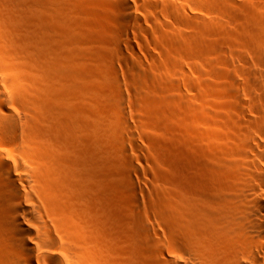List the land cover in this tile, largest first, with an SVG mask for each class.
<instances>
[{"label": "bare ground", "instance_id": "bare-ground-1", "mask_svg": "<svg viewBox=\"0 0 264 264\" xmlns=\"http://www.w3.org/2000/svg\"><path fill=\"white\" fill-rule=\"evenodd\" d=\"M168 1L166 5H169ZM172 1L169 11H176L175 17L181 16L180 21L186 20L190 15L182 16L187 14L185 9L183 11L184 4L179 0L180 6L175 3L172 5ZM45 2L0 0V20L3 18L5 23V27L0 24V264H96L97 244L89 237L86 224L81 221L76 210L77 203L92 191L95 184L100 182L102 189L107 188L108 141L106 136L100 134L94 139L84 137L95 140L101 148V159L96 167L79 164L70 155H56L58 148L49 139L50 134L43 122L44 108L50 105V95L40 81L41 74L37 72L38 66L35 64L46 61V57L53 59L56 51L53 54L54 51L50 50L54 47L59 51L55 42L59 39L56 38L57 31L53 33V30L47 31L45 27ZM217 2L224 36L220 49L222 66L244 77L246 92L253 101V115L243 119L246 122L244 128H239L240 121L233 123V126L228 125L231 131L228 129L229 135L224 137L226 141L218 144H198L201 135L197 131L186 130L174 138L173 157L176 160L174 163L178 164L173 176L174 184L168 195L167 188L164 192L162 189V195L159 193L160 196L155 199L158 201H154L162 219L172 227L171 250L165 246V241L154 246L151 236L152 230L155 231L154 226L144 217L139 199L135 197L131 202L128 201L133 207L132 212H127L133 233L130 232L132 235L128 239L127 264H264V0ZM53 3L50 6H54ZM110 5L117 13L112 16V20L109 19L111 24H106L114 39L128 41L125 45L130 55L137 54L129 42L130 35L135 32V25L141 27L143 23H150L156 26L158 23L162 26V20L151 15L167 12L166 9L162 10L163 0H113ZM13 13L15 17L18 16V20L13 19ZM55 14L59 20V13ZM22 22L33 26L28 28ZM1 25L4 28L8 25L12 31L8 28L2 30ZM52 44L55 46H50ZM115 48L121 57H126L123 51L125 46L118 43ZM125 65L127 67L128 64ZM213 70L216 68L213 67ZM109 74L112 77L113 72ZM53 75L49 76L51 83L58 76ZM113 79L115 81L114 75ZM117 88L111 91L116 101V115L113 116L119 120V134L122 132L121 136H125V133L133 137L130 123L127 124V115L122 110L123 96ZM57 94L54 98L61 95ZM84 125L71 122L68 130L74 131ZM220 138L223 139L215 133L208 136L212 141ZM126 148L123 145L122 149L126 151ZM69 166L70 171L66 169ZM127 169L133 168L129 166ZM124 206L127 204L124 203ZM99 219L104 225L99 226L98 232L102 239V251L105 252L109 224L105 214H100ZM144 244L150 248L145 249Z\"/></svg>", "mask_w": 264, "mask_h": 264}, {"label": "rangeland", "instance_id": "rangeland-1", "mask_svg": "<svg viewBox=\"0 0 264 264\" xmlns=\"http://www.w3.org/2000/svg\"><path fill=\"white\" fill-rule=\"evenodd\" d=\"M45 1V9H47L44 16L45 20L47 19L45 27L47 31L53 30V33L57 31L55 34L58 35L56 38L59 37L57 39L59 44L57 40L55 42L59 46V51L57 52V47H54L53 50H50L54 51L53 54L56 51L53 59L46 57V61L34 62L38 66L37 72L41 74L40 81L42 80V84L50 95L48 96L50 105L47 104L48 107L44 108L46 112L44 111L43 122L50 134L49 139L58 148L56 155L58 157L70 155L77 159L79 164L96 167L101 159V148L95 140L90 141L89 138L84 137L88 136L94 139L100 134L106 136L108 141L107 167L110 178L108 177L107 191L102 189L100 182L95 184L92 191L77 203L76 210L81 221L86 224V232L89 237L97 244V256L94 261H97L96 264H98V260H100L99 264L128 263L126 251L128 239L133 233L130 215L127 214L133 207L131 203L128 204V201L131 202L135 197V199H139L144 217L154 226L155 231L152 230V232L154 231L153 233L157 235L155 236L151 232L154 246L157 247L158 244L165 241V246L170 251L172 227L166 220H163V216H160L161 213L154 201H158L155 199H158L157 196L160 194L162 195L160 193L162 189L164 192V189L167 188L168 191H165L168 195L173 187V176L177 172L176 168L178 170L176 167L178 164L174 163L175 157H173L175 139L181 133L189 130L197 131L201 135L198 138L200 145L218 144L226 141L224 137L229 135L228 125L233 126V123L240 121L241 127L239 128H244L246 122L243 119L253 115V101L246 92V85L243 83L244 77L242 78L238 73H231L222 66L221 57L223 56H221L222 50L220 49L223 47L224 36L220 26L219 4L217 0H212V2L211 0H170L173 2L172 5L183 3V11L186 10L187 14L184 13L182 16L190 15L192 17L189 16L191 19L188 17L186 20L183 18L184 20L180 21L182 20L179 18L181 16L175 17L177 16L176 11H169L171 2L166 0L169 4L166 5L163 0L162 10L166 9L165 13L167 14L165 15L163 12L164 14L161 15L159 12L158 15H150L153 18L159 17L165 26L158 25V23L156 26L143 23L141 28L135 25L134 35H130L129 42L133 44L138 60L136 55H130L126 51L128 41L114 39L110 33L109 25L106 24L117 13L110 5L113 0H67V2H65L66 0H51L52 3H55H53L54 6H50L52 3L48 0ZM57 2L60 4L58 5ZM53 7L55 10L52 9ZM57 12L59 20L56 18L57 14L55 13ZM49 14H52L54 20ZM12 17L14 20H18V16L15 17L14 13ZM29 20L32 22L33 19ZM3 21L2 18L0 24H3ZM54 21L57 23L55 24ZM23 22L21 24L26 26L27 22ZM27 25L28 28L33 26ZM4 27L1 25L2 30L9 29L8 25L6 28ZM10 30L12 31V29ZM49 41L51 40L49 39ZM201 42L206 43L202 44ZM118 43L122 47L125 46L123 51L128 55H126L129 57L128 59H124L126 57H121L122 55L120 56V53L116 51L115 47ZM53 44L50 46H55ZM48 58L50 60L47 61ZM39 62L40 65H38ZM125 64L130 67L127 69ZM131 66L135 68L131 69ZM213 67L216 68L215 71ZM110 72H113L115 81L113 75L111 77L109 74ZM51 74H54V77L58 75L54 83L50 82ZM47 85L50 86L47 87ZM116 88L123 96L124 106L122 107L124 109L122 110L127 115V124L130 123L129 127L134 138L128 134L126 136L124 132L125 136H121V131L119 134L117 128L119 120L117 116H115L117 120L113 116L116 115L114 108L116 101L111 92ZM57 93L61 95L55 99L54 96L58 95ZM147 101H152L153 105H149L151 103ZM157 103L159 104L156 105ZM160 105L161 108H159ZM51 106L56 108L57 112ZM71 122H80L85 125L84 127L80 126L77 130H70V133L68 124ZM211 133H215L223 139L212 141L208 139ZM119 138L122 139L118 140ZM123 145L127 146L126 151L122 149ZM129 166L133 169H127ZM66 169L70 171L71 168L69 166ZM124 203L128 207L124 206ZM155 207H157L159 215L156 213ZM100 214H105L109 224L106 231L108 237L105 239L108 246L105 252L102 251V239L98 232L99 226H104L99 219ZM144 248L148 249L150 246L148 245L147 248L144 244Z\"/></svg>", "mask_w": 264, "mask_h": 264}]
</instances>
